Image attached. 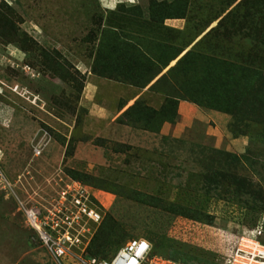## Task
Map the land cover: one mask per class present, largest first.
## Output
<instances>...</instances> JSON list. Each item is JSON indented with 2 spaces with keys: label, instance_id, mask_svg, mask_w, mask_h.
I'll list each match as a JSON object with an SVG mask.
<instances>
[{
  "label": "rangeland",
  "instance_id": "374dc122",
  "mask_svg": "<svg viewBox=\"0 0 264 264\" xmlns=\"http://www.w3.org/2000/svg\"><path fill=\"white\" fill-rule=\"evenodd\" d=\"M262 133L264 0H0V264H61L18 201L72 180L102 209L84 257L224 264L264 226Z\"/></svg>",
  "mask_w": 264,
  "mask_h": 264
},
{
  "label": "built area",
  "instance_id": "2783aa9c",
  "mask_svg": "<svg viewBox=\"0 0 264 264\" xmlns=\"http://www.w3.org/2000/svg\"><path fill=\"white\" fill-rule=\"evenodd\" d=\"M40 153L35 149V154ZM26 222L42 246L54 260L64 264L69 259L77 264H188L178 259L151 254L152 245L145 238H135L117 250L110 260L84 257L82 236L87 225L99 223L102 209L88 195L78 181L66 185L51 201L27 205L18 201ZM260 222V221H259ZM263 224L245 227L224 256V264H264Z\"/></svg>",
  "mask_w": 264,
  "mask_h": 264
},
{
  "label": "trees",
  "instance_id": "16d2710c",
  "mask_svg": "<svg viewBox=\"0 0 264 264\" xmlns=\"http://www.w3.org/2000/svg\"><path fill=\"white\" fill-rule=\"evenodd\" d=\"M124 112H126V111H124ZM255 134H257V133H255ZM261 137H264V133H262L261 135H260ZM259 136V137H260ZM196 222H199V221H197V220H195ZM256 223L257 222H254L253 224H250L251 226L250 227H253V226H255L256 225ZM249 225V224H248ZM220 238H225L226 239V241H230V244L229 245H227L226 244V246H225V248L224 249H222V251H221V254H222V257H223V259H224V256L226 255V253L228 252V249L231 247V245H233V243L235 242V239H236V237H233L232 238V236L231 235H229V233H223V235L222 236H220ZM232 238V239H231ZM149 241V240H148ZM150 242V241H149ZM262 242L264 243V241L262 240ZM151 243V242H150ZM152 245V244H151ZM153 248V247H152ZM151 254L153 255V254H155L154 252H153V250L151 249ZM90 257H94V256H90ZM169 258V257H168ZM174 259V258H173Z\"/></svg>",
  "mask_w": 264,
  "mask_h": 264
},
{
  "label": "crops",
  "instance_id": "0c3cea01",
  "mask_svg": "<svg viewBox=\"0 0 264 264\" xmlns=\"http://www.w3.org/2000/svg\"><path fill=\"white\" fill-rule=\"evenodd\" d=\"M237 140H238V139H237ZM243 142H245L244 139H243ZM243 144H244V143H243ZM219 240L221 241L220 244L222 243V245H219V248L224 249L225 246H226V244H227L226 239L224 240V238H219ZM207 244H209V243H207Z\"/></svg>",
  "mask_w": 264,
  "mask_h": 264
}]
</instances>
